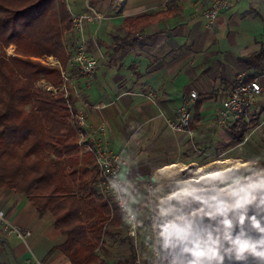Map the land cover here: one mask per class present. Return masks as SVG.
I'll return each mask as SVG.
<instances>
[{
	"label": "crops",
	"instance_id": "0c3cea01",
	"mask_svg": "<svg viewBox=\"0 0 264 264\" xmlns=\"http://www.w3.org/2000/svg\"><path fill=\"white\" fill-rule=\"evenodd\" d=\"M71 1L79 10L74 13L68 4L71 15L90 5L103 16L86 23L84 33L88 53L103 56L98 71L82 77L76 66L66 70L71 103L86 112L91 126L106 127L100 138L121 155V176L132 194L148 179H165L205 156L227 166L218 172L217 183L240 173L242 164L251 171L264 170V0H244L222 11L213 25L201 0ZM166 9L171 16L146 22L136 31L129 27L128 20L154 17ZM79 37L75 28L67 35L70 52L78 47ZM240 78L258 80L263 94L248 120L219 124L221 104ZM182 105L194 120L189 130L176 133L167 120H174ZM196 171L205 174V167ZM198 179L196 185L205 183L204 177ZM0 210L33 234L27 246L0 232L1 263L23 264L35 257L44 264H72L61 249L67 238L50 213L41 216L27 197L4 188ZM114 231L122 234L125 228ZM107 245L103 259H123L127 244L118 249Z\"/></svg>",
	"mask_w": 264,
	"mask_h": 264
},
{
	"label": "trees",
	"instance_id": "16d2710c",
	"mask_svg": "<svg viewBox=\"0 0 264 264\" xmlns=\"http://www.w3.org/2000/svg\"><path fill=\"white\" fill-rule=\"evenodd\" d=\"M171 15L166 9L128 24L136 31ZM73 31L66 0H0V189L24 195L41 216H53L56 229L67 238L61 249L72 264H110L98 254L105 235L130 245L129 258L117 264H135L132 240H120L107 230L124 227L125 220L119 211L111 220L93 156L80 151L71 96L68 100L37 87L45 81L60 88L62 71L32 58L53 57L67 72L75 66L66 43ZM11 45L16 52L7 57Z\"/></svg>",
	"mask_w": 264,
	"mask_h": 264
},
{
	"label": "rangeland",
	"instance_id": "374dc122",
	"mask_svg": "<svg viewBox=\"0 0 264 264\" xmlns=\"http://www.w3.org/2000/svg\"><path fill=\"white\" fill-rule=\"evenodd\" d=\"M67 2L73 4L71 0ZM71 8L74 13L79 11L74 5ZM15 52L16 46L11 45L6 49V56H14ZM32 59L43 63V57ZM37 87L47 91H50L47 87H52L54 93L57 89L45 81ZM223 161L205 156L203 161L162 177L165 179H148L134 194L132 186L127 187L125 183L130 208L140 224L137 238H130L126 231L121 234L111 227L107 230L120 240H132L137 251L135 264H264V258L257 255L264 252V232L260 230L264 228V170L251 171L242 164L240 173L234 172L231 178L217 183L218 172L227 167H222ZM203 167L205 174L196 171ZM198 177L205 178L203 188V183L195 184ZM207 184H212L211 188ZM194 186L191 195L206 192L205 198L199 201L196 197L192 205L184 208L189 199L187 194ZM116 212L111 211V220ZM225 219L231 222L230 226L221 222ZM103 243L98 250L101 257L105 244L121 247L108 235L104 236ZM130 253L128 245L122 258L128 259ZM109 262L117 264V259Z\"/></svg>",
	"mask_w": 264,
	"mask_h": 264
},
{
	"label": "built area",
	"instance_id": "2783aa9c",
	"mask_svg": "<svg viewBox=\"0 0 264 264\" xmlns=\"http://www.w3.org/2000/svg\"><path fill=\"white\" fill-rule=\"evenodd\" d=\"M207 6V16L210 24L213 25L218 15L225 10L231 9L234 5L244 0H201ZM67 2V0H66ZM68 5V2H67ZM103 18L90 5L82 14H72L74 28L80 33L79 45L74 53L68 56V60L72 62L78 73L82 77L94 75L101 64L103 56H92L87 51V42L85 39V24L89 22L99 21ZM43 63L50 66H59V62L53 57H43ZM61 67V66H60ZM62 85L60 88L54 89L55 93L64 94L69 100L71 90V80L66 71L61 67ZM53 91L52 87H47ZM263 94L262 85L258 80L247 82L244 79H238L232 86L229 96L221 104L218 116L219 124H227L231 121H246L256 101ZM192 100L197 98V93H191ZM71 119L78 129V145L81 153H89L93 156L94 166L98 174V188L103 198L109 205L111 211H119L125 220V231L130 238H137L139 222L135 213L130 208V203L125 188V182L122 179L121 172L123 168V160L121 155L115 153L107 142L102 141V137L106 133V127L91 126L87 121L86 112L82 109H75L71 101H69ZM194 120L192 111L186 106H179L176 110V118L167 120L169 128L181 133L189 130ZM0 232L6 236H14L27 246L33 234L31 231L23 230L12 223L6 213L0 210ZM23 264H44L35 257L27 259Z\"/></svg>",
	"mask_w": 264,
	"mask_h": 264
},
{
	"label": "bare ground",
	"instance_id": "6f19581e",
	"mask_svg": "<svg viewBox=\"0 0 264 264\" xmlns=\"http://www.w3.org/2000/svg\"><path fill=\"white\" fill-rule=\"evenodd\" d=\"M200 184H202V183H200ZM203 186H204V183H203V185H201V187L203 188ZM195 188V187H194ZM194 188H192L191 190H189V193L187 194V196H189V199L184 203V208L186 207V206H188V205H192L193 203H194V198H198L199 199V201H203V199L205 198V193H203V194H201V195H196V196H192L191 194H193L194 192ZM217 190V189H216ZM214 192V191H213ZM208 193V192H207ZM185 196V195H184ZM191 196V197H190ZM212 196V195H211ZM201 204V203H200ZM196 207V206H195Z\"/></svg>",
	"mask_w": 264,
	"mask_h": 264
},
{
	"label": "clouds",
	"instance_id": "9594fccd",
	"mask_svg": "<svg viewBox=\"0 0 264 264\" xmlns=\"http://www.w3.org/2000/svg\"><path fill=\"white\" fill-rule=\"evenodd\" d=\"M221 222L224 223V224H227L229 226L231 225V222L229 220H227V219H225V220H223ZM255 226L257 228H260V224L259 223H256ZM169 227H171V226H169ZM260 230H261V232H264V228H260ZM257 255L260 256L261 258H264V252H259V253H257Z\"/></svg>",
	"mask_w": 264,
	"mask_h": 264
}]
</instances>
